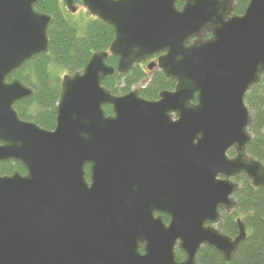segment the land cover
I'll list each match as a JSON object with an SVG mask.
<instances>
[{
  "label": "water",
  "instance_id": "water-1",
  "mask_svg": "<svg viewBox=\"0 0 264 264\" xmlns=\"http://www.w3.org/2000/svg\"><path fill=\"white\" fill-rule=\"evenodd\" d=\"M62 1L71 13L80 1L115 37L63 76L48 130L20 117L15 105L35 90L13 75L49 52L53 16L37 9L41 0H0V163L26 172L0 174V264H200L204 245L231 261L247 237L241 219L236 237L217 227L219 208L237 206L232 178L264 187V160L247 153L245 103L264 75V0L241 15L236 0ZM154 56L148 68L176 82L159 100L103 85ZM156 174L159 201L131 192ZM155 203L171 216L165 229L152 219Z\"/></svg>",
  "mask_w": 264,
  "mask_h": 264
},
{
  "label": "trees",
  "instance_id": "trees-1",
  "mask_svg": "<svg viewBox=\"0 0 264 264\" xmlns=\"http://www.w3.org/2000/svg\"><path fill=\"white\" fill-rule=\"evenodd\" d=\"M77 3L80 4L79 1ZM249 0H237L233 13H244ZM183 2H178L181 8ZM39 11L53 16L49 30V52L27 63L13 77L21 79L35 90L33 97L16 105L20 117L36 122L41 127L53 130L56 126V107L61 91V77L58 70L68 73L82 71L91 55L97 51H108L114 40L112 26L92 17L86 25L85 33L80 35L77 27L66 14L62 0H41L37 5ZM210 35H207L209 37ZM118 57L110 56L107 62L116 67ZM142 64H136L128 73L108 76L103 85L115 95L130 92L133 87H140L139 93L147 99L159 97L163 90H172L175 81L167 78L161 71H156L151 78ZM245 103L251 113L250 132L253 140L247 153L254 159L264 160V75L261 81L248 92ZM107 113H112L110 105L105 106ZM234 154V151L232 150ZM24 171L20 163L0 164V174H12ZM240 189L235 194L237 206L231 213H225L218 224L223 233L236 237L238 234L237 219H241L247 230L246 239L240 244L231 261L224 260L216 250L202 246L197 256L200 264H264V187L252 186L247 176L238 177ZM183 259L177 250V260Z\"/></svg>",
  "mask_w": 264,
  "mask_h": 264
},
{
  "label": "flooded vegetation",
  "instance_id": "flooded-vegetation-1",
  "mask_svg": "<svg viewBox=\"0 0 264 264\" xmlns=\"http://www.w3.org/2000/svg\"><path fill=\"white\" fill-rule=\"evenodd\" d=\"M157 57L158 56H154L144 62H142L141 64L145 63V62H152L154 61V59L156 58V61H157ZM157 67H154L153 69H149V70H154L156 69ZM158 71H160L158 68H157ZM176 84V82H175ZM147 85H143L141 86L142 88L143 87H146ZM175 87V86H174ZM174 89V88H173ZM172 89V90H173ZM160 94V93H159ZM141 96V95H140ZM142 97V96H141ZM144 98V97H143ZM147 99V98H145ZM147 100H159V97L158 98H154V99H147ZM23 102V101H22ZM21 102V103H22ZM192 103H197V99H194L192 101ZM18 105V104H17ZM16 107V106H15ZM112 113H108V115H111ZM171 119L172 120H176L177 119V115L176 114H171ZM23 119V118H22ZM24 120H27V119H24ZM27 121H32V120H27ZM232 150L234 151V154L232 153ZM227 155L229 157H234L235 156V150L234 148H231L228 150L227 152ZM9 162H14V161H9ZM3 163H8V162H3ZM15 163H18V162H15ZM1 164V163H0ZM24 168V167H23ZM21 172V171H20ZM23 174H25V168H24V171L21 172ZM239 177V176H238ZM238 177H234L232 178L234 181H237ZM163 178L162 175L158 176L156 174V176L154 177V179H149L148 178H143V179H139L138 183L131 189V192L138 195V196H146V194H149L150 196H152V198H157L156 200H160L162 198V196H164L163 193H160L161 191V188L159 186H156L155 185V182H160V180ZM86 181L88 183V186L91 187L92 184H93V181H92V173H91V168H90V165H88L86 167ZM238 182V181H237ZM236 194V193H235ZM235 194H234V197H235ZM236 199V197H235ZM158 200V201H159ZM158 204L155 203V205L152 207V219L155 220V222L157 223V228H162V229H165L167 227L170 226V223H171V216L169 213L163 211V210H160L159 209V205L157 206ZM233 211V210H232ZM232 211L228 212L226 211L224 208L220 207L219 208V213L221 214V219L223 217V215L225 213H231ZM221 221V220H220ZM219 224V223H218ZM218 227V225H217ZM142 252L144 253L145 252V249L144 247L141 248Z\"/></svg>",
  "mask_w": 264,
  "mask_h": 264
},
{
  "label": "rangeland",
  "instance_id": "rangeland-1",
  "mask_svg": "<svg viewBox=\"0 0 264 264\" xmlns=\"http://www.w3.org/2000/svg\"><path fill=\"white\" fill-rule=\"evenodd\" d=\"M66 9V14L69 17V20L75 24V26L78 29V32L80 35H83L85 33V29H86V25L88 24V22L91 20L92 16L88 13V11L81 5V4H77V11L76 13H71L70 11H68V9L65 7ZM154 61L156 62V58L154 59ZM150 64V62H145L143 63V67L145 69H147V71L149 72L148 76L149 78H151L153 76V74L158 71L157 68L154 70H149L148 69V65ZM62 79L63 75L66 73L64 70H58L57 71ZM145 84L142 85H138L133 87L132 90H138L141 86H143ZM240 177V176H239ZM237 182V181H236ZM239 183V182H238Z\"/></svg>",
  "mask_w": 264,
  "mask_h": 264
}]
</instances>
